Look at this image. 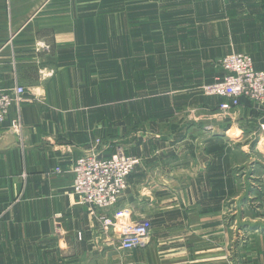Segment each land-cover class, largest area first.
Returning <instances> with one entry per match:
<instances>
[{
  "label": "crops",
  "instance_id": "1",
  "mask_svg": "<svg viewBox=\"0 0 264 264\" xmlns=\"http://www.w3.org/2000/svg\"><path fill=\"white\" fill-rule=\"evenodd\" d=\"M232 54L264 72V0H0V88L25 89L0 125V264H264V115L242 98L210 135L178 114L224 102L200 89ZM119 146L141 163L90 211L72 166ZM121 211L152 226L130 252L101 233Z\"/></svg>",
  "mask_w": 264,
  "mask_h": 264
},
{
  "label": "built area",
  "instance_id": "2",
  "mask_svg": "<svg viewBox=\"0 0 264 264\" xmlns=\"http://www.w3.org/2000/svg\"><path fill=\"white\" fill-rule=\"evenodd\" d=\"M220 68L225 75L211 84L202 86L200 92L203 95L224 99L221 104L224 112L239 107L242 98L264 111V72L254 69L250 56L232 54L220 61ZM24 95L25 89L21 86L8 90L0 88V125L8 119L13 106L20 107ZM12 126L21 129L20 119L13 121ZM96 145H100V140L96 141L95 147ZM139 164L140 159L130 156L122 146L104 158L98 155L96 148L92 149L80 157L71 169L74 193L78 196L79 204L90 211L108 212L115 208L129 187V176ZM55 173L61 174L63 170L56 168ZM124 214L125 212L121 211L113 217H101V233L110 236L118 231L120 249L130 252L142 246L144 240L150 237L152 226L149 220L121 223L118 219Z\"/></svg>",
  "mask_w": 264,
  "mask_h": 264
},
{
  "label": "rangeland",
  "instance_id": "3",
  "mask_svg": "<svg viewBox=\"0 0 264 264\" xmlns=\"http://www.w3.org/2000/svg\"><path fill=\"white\" fill-rule=\"evenodd\" d=\"M227 2H229V1H227ZM217 66H219V62L217 63ZM197 92L199 93V90L196 89L194 93L198 94ZM221 104H219V105H217L215 107H211V109L210 108H206V107L189 108V109H187V110H185L183 112H179L178 114L180 116H187V117H189V116L203 117V120H200V121H201V123L204 122L203 125H205V127H206L205 134L212 135V132H213L215 126L219 125L221 122H223V123L226 122L227 118H231L230 117L231 113H229L231 111L224 112L221 109ZM252 105L255 108V110H257V112H259L260 114L264 115V111H262L261 109H258L255 104L252 103ZM237 119H242V118L237 117ZM237 119H234V120L231 119L229 121V123H231V124L238 123L239 124V121ZM240 124H241V127H244V126L249 127L248 124H244L243 122H240ZM260 130H261V133L264 132L262 130L261 126H260ZM236 171H237V176L239 178H241V180L247 174L246 171H245V168H241V169L236 170ZM241 188H242L243 191H245V189H246L245 182H243V186ZM258 188L260 189V187H258ZM246 241L247 240L243 239V242H246Z\"/></svg>",
  "mask_w": 264,
  "mask_h": 264
}]
</instances>
